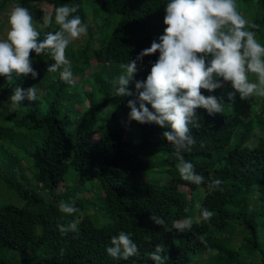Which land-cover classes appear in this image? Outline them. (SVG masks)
<instances>
[{
    "label": "trees",
    "instance_id": "1",
    "mask_svg": "<svg viewBox=\"0 0 264 264\" xmlns=\"http://www.w3.org/2000/svg\"><path fill=\"white\" fill-rule=\"evenodd\" d=\"M10 1L15 2L13 7L29 9L41 38L45 31L58 28L54 18L47 29L41 27L45 14H53L62 4L79 5L76 15L88 25V32L75 46L74 41L69 44L66 52L79 61L71 65V70H83L92 64L96 67L93 86L85 92L88 105L75 126L77 138H74L75 129L70 127L73 112L64 101L70 90L69 83L61 80L59 74L47 80V73L41 71V66L54 62L49 55L30 53L37 73L35 77L14 74L7 80L0 76L5 79L6 84L0 83V86L3 85L1 90L5 91L7 99L16 87L27 90L32 82L45 89L36 100L25 97L15 117L6 113L3 120L0 119V137L7 139L4 144L0 143V150H10L15 145L18 152L28 156V167L34 168L30 171L39 184V188H31L18 179L10 181V187L21 196L22 203H0V264H155L150 254L157 245L163 248L161 255L167 257L166 264H198L199 258L203 259L202 264H264L261 236L264 229V135L258 136L253 144L244 142L255 131L252 115L243 114L248 109L256 111L254 102L246 105V100L240 98L230 82L218 78L221 87L211 94L222 99L223 113L209 115L202 108L199 127L190 125V135L196 143L190 151L182 153L204 177L201 185L181 178L175 147L163 136L170 127L138 122L137 133L127 134L120 125L100 123L110 88L122 74L120 65L135 60L153 40L159 42L166 27L163 17L168 0H95V29L90 26L85 0H39L50 4L47 13L32 0H0V13L7 9ZM242 1L251 4L245 9L248 16L253 11L257 15L249 21L258 27L250 30L256 32L259 42L264 41V0ZM98 11H102L110 31L103 28L102 16L96 15ZM100 37L99 44L91 47L90 41L94 45ZM109 49H114L116 59L106 63ZM158 56L159 52L137 61L138 70L129 87L135 89L137 80L146 79ZM76 74L80 77L79 71ZM29 78L30 82L24 83ZM249 78L253 80L252 74ZM229 93L234 94L232 99ZM261 100L264 101V97ZM147 106L151 110V105ZM21 127L27 128L24 131L41 132L34 146L25 141L26 134L16 132ZM158 153L162 154L167 179L130 178L132 172L153 168L149 165L150 157ZM15 163L13 157L9 158L0 177L12 172ZM70 166L77 171L72 180L65 178ZM212 179L222 181L219 188L209 187ZM87 182L101 186L102 203H95V207L105 210L110 220L97 223L90 214L93 201L87 198L89 195L80 193L81 186ZM61 184H65V188L57 191ZM253 189L257 194L254 204L250 205L248 196ZM71 200H75L78 210L71 215L61 212L59 203ZM196 202L213 212L210 221L200 218L194 207ZM152 216L163 218L168 225L190 219L191 228L169 232L156 224ZM69 223H76L78 231L62 234L58 226ZM120 231L130 233L138 247L137 255L127 260L115 259L106 252L111 238Z\"/></svg>",
    "mask_w": 264,
    "mask_h": 264
},
{
    "label": "clouds",
    "instance_id": "2",
    "mask_svg": "<svg viewBox=\"0 0 264 264\" xmlns=\"http://www.w3.org/2000/svg\"><path fill=\"white\" fill-rule=\"evenodd\" d=\"M79 5L62 4L53 14H45L42 28L53 23L58 28L40 31L28 8L13 7L7 14L8 31L0 38V76L11 80L13 75H37L32 67L30 53L37 56L47 54L54 63L47 72L57 73L66 83L72 80L71 60L66 49L73 41L87 35L88 25L76 15ZM236 0H168L165 6L163 23L166 27L150 47L145 48L135 60L122 63L123 70L117 80L116 95L131 96L128 89L130 81L137 72V61L146 55L159 52L158 59L152 63L149 74L143 81L135 82L136 100H129V120L141 124L156 123L170 127L163 136L175 147L177 170L181 178L195 185L205 182L204 177L195 171V166L186 161L183 152L190 151L196 140L190 135V125L199 127L197 109H205L209 115L223 113L224 103L214 95L205 96L201 89L209 92L221 87L220 79L231 83L241 99L264 97V45L256 38L258 26L249 21L238 10ZM255 76V80L249 78ZM233 93H229L232 99ZM27 97L37 99V90L16 87L10 96L11 110L14 111ZM151 105V110L147 105ZM211 189L222 184L219 179L209 182ZM222 190V189H221ZM203 221H210L213 212L200 202L194 204ZM59 210L71 215L78 209L75 200L61 201ZM151 219L166 231L184 232L191 228V220L173 221L166 224L161 217ZM59 231L66 234L78 231L76 223L60 225ZM109 256L127 260L138 253V247L130 233L120 231L111 238V246L106 248ZM163 248L157 245L150 254L155 264H166L167 257L161 255Z\"/></svg>",
    "mask_w": 264,
    "mask_h": 264
},
{
    "label": "rangeland",
    "instance_id": "3",
    "mask_svg": "<svg viewBox=\"0 0 264 264\" xmlns=\"http://www.w3.org/2000/svg\"><path fill=\"white\" fill-rule=\"evenodd\" d=\"M32 2L37 4V7L41 8L46 13L51 8L50 4H48L47 2H40L39 0H32ZM96 3L97 2L95 0H85L86 10L89 16V23H90V26L93 27L94 29H95V26H94L95 15L93 14H95V12L97 11ZM236 3L238 5L239 12L243 16H245L248 20L254 19L255 16H257L256 14L254 15V11H253V14L249 16L247 15L248 10H245V9L249 8L251 4H247L242 0H236ZM14 4L15 2L10 1L7 6V9L0 13V38L6 37V33L8 31L7 14L10 11V8L14 6ZM101 12L102 11H98L96 15L102 16L103 20L101 21L103 22V28L107 31H110V27H106L108 26V22L106 18L103 15H101L102 14ZM113 20L114 19H112L109 22L110 25H112ZM85 37L86 36H83L80 39L75 40L74 46L78 44L79 42H81L82 40H84ZM100 40H101V37L98 40H95L94 45L90 41V44H91L90 46L93 47L95 45H98ZM260 43L263 45L264 41L260 40ZM66 51H68V48L66 49ZM66 55L71 60L72 64L79 62L75 58H72L69 53L66 52ZM115 59H116V55H115L114 49L107 50L106 59H105L106 63L113 62L115 61ZM33 64L34 63L32 62V67H33ZM50 64H44L43 66H41L42 67L41 71L47 73V77L43 75L41 76L43 79L46 78L48 80L59 74V72L57 73L47 72V69ZM95 67L96 65L92 64L91 66L83 70L79 68L72 69V75H73L72 80L74 81V83H69L68 86L70 87V90L68 91V96L67 95L65 96L64 101L66 102V104L69 105V110L73 112V119L70 124V127L73 129H75V126L78 123L81 114L83 113V111L86 109L88 105L87 98H85V92L89 90L90 86L91 87L93 86L92 76H93ZM77 71H79L80 77H78V74H76ZM252 78L253 80H255V76L253 74H252ZM27 81L30 82V78L28 80H25L24 83H28ZM0 83L1 84L3 83V85L6 84L4 77L0 78ZM32 83L30 87L36 88L37 95L43 94L45 89L39 86H35L34 84L32 85ZM3 85L0 86V119L2 120L6 113H10L13 116L18 113V107L14 111L11 110L10 99H7L4 94L5 91H2ZM127 87L133 93V95L131 96L116 95V85L115 84L112 85V87L110 88L111 91L109 94V101L106 103V109H104V111L102 112V115L100 117V123L107 122L108 124L120 125L122 128L126 130L127 134H136L138 131V122L134 120H129L130 108L128 107V101L136 100L137 107H139V101L137 100L138 93L136 89L129 87V85ZM11 88H13V86H11ZM201 91L205 96L212 95L211 92H209L206 89H203ZM3 99L4 101H2ZM245 100H246V105L249 102H254L256 104L255 105L256 111H252L248 109V110H245L243 113V114L250 113L254 119V126H255L254 134L244 140L246 144L250 145L255 142L258 136L264 135V101L261 100V97H250L249 99H245ZM26 103H30V101H26ZM201 109L202 108L197 109V116H198L197 119L198 120H201L203 118V116L200 114ZM113 113L115 115H113ZM2 124L1 126L4 127V124L3 125ZM21 129H23L22 132H21ZM26 129H27L26 127H21L20 129H16V132L19 134H26L24 135L25 141L29 143L31 146H34L37 143L39 136L41 135V132L39 133L35 129L24 131ZM77 137H78V132L75 129L74 138H77ZM11 139H13V137ZM5 141H7V139H3L2 137H0L1 144ZM228 148L223 149V150L226 151ZM157 156H159V158ZM11 157L15 159L16 163L14 165V169L12 172H7V173L5 172L4 175L0 177V203L12 202V203L20 205L22 203V198L19 194L15 192V190H13L10 187V183H11L10 181L12 180L13 182L15 181V179H18L20 181H23L26 185L30 186L31 188H39V184L36 183L34 176L31 174V171L33 172L34 168L31 167L30 168L31 171H30L28 167L30 158L24 155L23 153L18 152V149L15 145L10 150H7V149L4 150L3 148L0 150V171L1 172H2V169H5L8 159ZM144 157L145 155L143 156V158ZM150 160L152 161V163H149V165H151V167L153 168L147 169V170L142 169V170H137L135 172H132L130 174V178L133 180H164V179H167L168 176L163 172L164 164L162 163V154L158 153V155L156 156H151ZM23 174L24 176H22ZM73 174L74 176H76L77 171L72 166H70L68 169V172L66 173L65 178H70L72 180ZM64 188H65V184H61V186L58 187L57 191L58 190L62 191ZM81 190L82 192L80 193L89 195L87 196V198H91L93 201L90 204L91 207L89 208V211L91 212L90 214L94 217L95 221L99 223L105 220H110V216H107V212L105 210H102V209L97 210V207H95V203H100V204L102 203L101 202V199H102L101 186L99 187V185L97 184L94 185L91 182H87L85 183V185L81 186ZM41 192L44 193L45 196H48L45 191H41ZM256 194H257L256 189H253L250 191L249 196H248V203L250 205L254 204ZM97 216L99 217V219L97 218ZM261 236L264 238V229H262L261 231ZM235 238L238 239V242H240V237L237 236ZM31 247L32 245H30V248ZM11 254L13 256L15 255L13 252H11ZM203 257L205 258V256ZM197 261H198V264H202L203 259L199 258L197 259Z\"/></svg>",
    "mask_w": 264,
    "mask_h": 264
}]
</instances>
